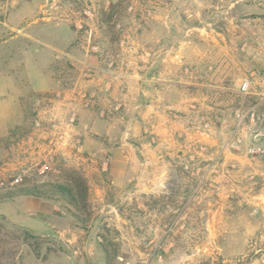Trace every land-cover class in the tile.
<instances>
[{"label": "rangeland", "instance_id": "1", "mask_svg": "<svg viewBox=\"0 0 264 264\" xmlns=\"http://www.w3.org/2000/svg\"><path fill=\"white\" fill-rule=\"evenodd\" d=\"M148 57L158 123L112 92ZM130 152L164 154L161 193L110 185ZM21 187L45 208L14 223ZM1 216L41 239L0 234V264H264V0H0Z\"/></svg>", "mask_w": 264, "mask_h": 264}, {"label": "crops", "instance_id": "2", "mask_svg": "<svg viewBox=\"0 0 264 264\" xmlns=\"http://www.w3.org/2000/svg\"><path fill=\"white\" fill-rule=\"evenodd\" d=\"M210 40H208L207 43L208 47L210 46V51L208 50L207 56L196 57L195 63L202 65L203 60L205 59V65L208 66L209 69H213L212 62H214V46L213 41ZM194 46L195 44L193 45V47ZM145 60L146 63H142L141 61L135 63L136 65H138L136 67L139 71H136V68L133 67L132 70L127 69L125 72L122 71L113 75L112 92L118 93L120 91H123L124 93H126V96L128 97V103L130 105H134V107L136 108H141L140 114L142 113L141 115L145 120H150L149 122L153 121L154 123H158V110L161 107L162 96L166 93L165 90L167 89V85L165 84L154 86L152 85V82L159 81L160 83H164L165 81H171L169 79L173 78H170L166 72L151 71L155 64H158L159 66L163 64L161 61H159L160 59L155 60L152 57H148ZM178 62L182 64L186 63V61L182 58H180ZM199 69L200 66H198L196 71ZM201 74L203 73L197 71L196 77L202 78ZM176 79L177 78H175V80ZM135 95L147 97L148 99L143 98L138 103L133 104ZM132 125H134V121ZM118 156L119 153L116 157L117 160ZM164 157L165 156L163 153H156V155L149 156L143 162H140L138 155L135 152H130L129 156H127L126 159L130 160L133 167L126 171H118L112 168L110 170V185L114 186L115 188H123V186L126 184L128 186L127 193L129 194V197L137 200H145L146 197L151 196L152 193H161V184L165 180V169L161 166L163 164ZM152 162L157 163L158 167L152 168ZM139 165H141L142 167H140ZM12 203L22 209L23 213L21 215H7L8 218L14 223H23L24 218L22 217V215L36 217L38 216V213L41 214V210H44L45 208L43 201L40 198L33 196H19L16 197L12 201Z\"/></svg>", "mask_w": 264, "mask_h": 264}, {"label": "trees", "instance_id": "3", "mask_svg": "<svg viewBox=\"0 0 264 264\" xmlns=\"http://www.w3.org/2000/svg\"><path fill=\"white\" fill-rule=\"evenodd\" d=\"M70 185H65L60 187L63 191H66V194L72 196L73 201L75 199V192L76 195L82 197V201L86 202L87 193H88V186L85 179H75L70 176ZM19 196H33V197H40L43 198V194L41 191H38L37 187H21L14 193H10L7 196L8 199L19 197ZM0 221V234L3 236H9L11 232H14L16 236H18L19 241H23V243H28L31 240H40V236L34 235L29 229H25L22 227H17L14 224L8 222V220L1 216Z\"/></svg>", "mask_w": 264, "mask_h": 264}, {"label": "built area", "instance_id": "4", "mask_svg": "<svg viewBox=\"0 0 264 264\" xmlns=\"http://www.w3.org/2000/svg\"><path fill=\"white\" fill-rule=\"evenodd\" d=\"M249 89H250V83H249L248 81H245V82L243 83L242 87H241V90H242V92L248 93V92H249ZM71 122H74V118L71 119ZM38 125H40V123H38ZM55 141H56V140L53 139L51 143H53V142H55ZM56 142H57V144L59 143L58 140H57ZM44 167L46 168V165H45ZM43 172H45V170H43L42 173H43ZM19 181H20V179H17L15 182L18 183Z\"/></svg>", "mask_w": 264, "mask_h": 264}, {"label": "water", "instance_id": "5", "mask_svg": "<svg viewBox=\"0 0 264 264\" xmlns=\"http://www.w3.org/2000/svg\"><path fill=\"white\" fill-rule=\"evenodd\" d=\"M55 238H59L57 235H54ZM72 264H74V261L72 260Z\"/></svg>", "mask_w": 264, "mask_h": 264}]
</instances>
